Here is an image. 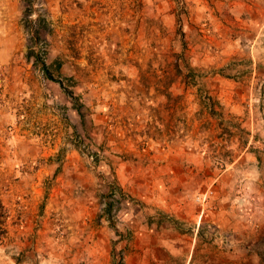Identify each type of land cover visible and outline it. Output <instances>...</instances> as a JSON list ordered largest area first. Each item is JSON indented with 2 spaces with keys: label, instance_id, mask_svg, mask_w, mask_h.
Here are the masks:
<instances>
[{
  "label": "rangeland",
  "instance_id": "rangeland-1",
  "mask_svg": "<svg viewBox=\"0 0 264 264\" xmlns=\"http://www.w3.org/2000/svg\"><path fill=\"white\" fill-rule=\"evenodd\" d=\"M0 264H264V0H0Z\"/></svg>",
  "mask_w": 264,
  "mask_h": 264
},
{
  "label": "trees",
  "instance_id": "trees-1",
  "mask_svg": "<svg viewBox=\"0 0 264 264\" xmlns=\"http://www.w3.org/2000/svg\"><path fill=\"white\" fill-rule=\"evenodd\" d=\"M30 3V2H28ZM32 5V4H31ZM29 9V8H28ZM28 11V10H26ZM29 15V14H28ZM27 17V16H26ZM36 19L34 18L33 20H31L30 18H24V22H25V25L27 24H34L33 22H35ZM34 32H35V35L37 36V28L35 27L34 28ZM33 32L30 31V35H32ZM33 44V42H32ZM31 44V45H32ZM36 45L37 44H33L32 46H30L28 48V52H29V56L32 55L33 57L37 58V55L40 53L41 50H36ZM182 61H184V57L182 56ZM39 66H40V70L41 72L44 74L45 78H47L48 80H51V81H55L59 88L61 89V91L67 96L69 97L70 99L71 98H74V96L72 95L71 91L69 90L70 87H72V81L70 78H64L66 79L68 82H65L64 80V83L62 82L61 78L58 80L57 78H55L56 75L58 74H53L51 73L48 69L49 67L42 61L39 62ZM58 69H59V66H57L56 68V73H59L58 72ZM61 77V76H60ZM69 83V84H68ZM121 263V262H120Z\"/></svg>",
  "mask_w": 264,
  "mask_h": 264
}]
</instances>
